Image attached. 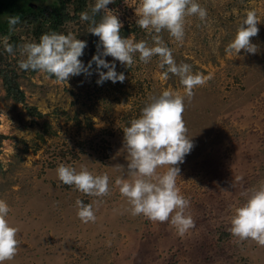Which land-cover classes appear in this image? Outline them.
I'll return each instance as SVG.
<instances>
[{
	"label": "rangeland",
	"instance_id": "obj_1",
	"mask_svg": "<svg viewBox=\"0 0 264 264\" xmlns=\"http://www.w3.org/2000/svg\"><path fill=\"white\" fill-rule=\"evenodd\" d=\"M115 1L106 7L122 23L120 34L152 46L151 35L136 24L138 0ZM94 3L87 0L84 12L92 14ZM196 3L207 10V17L185 18L182 43L167 31L160 33L177 64L211 76L184 100L182 116L194 147L177 165V187L190 201L185 212L195 227L183 237L168 222L133 216L115 185L124 174L115 166L127 172L123 128L139 117L150 97L164 90L184 95L179 78L169 74L162 79L159 58L145 64L137 53L130 67L103 57L125 76L122 83L97 84L93 62L91 75L58 84L54 77L19 68V46L39 41L29 28L14 30L15 44L7 38L14 55L5 51V38H0V72L23 94L22 102L7 98L0 77V199L10 208L9 223L19 229L17 254L4 264H264V247L229 231L234 207L246 199L243 193L264 181V0ZM253 9L260 20L258 35L250 38L257 52H226L246 11ZM88 27L79 18L57 31L86 42L79 58L85 66L98 48L103 51L99 42L91 54ZM27 107L39 115H28ZM61 163L77 170L84 165L94 175L106 173L108 195L89 196L63 184L56 174ZM77 199L93 204L94 222L78 218Z\"/></svg>",
	"mask_w": 264,
	"mask_h": 264
},
{
	"label": "clouds",
	"instance_id": "obj_2",
	"mask_svg": "<svg viewBox=\"0 0 264 264\" xmlns=\"http://www.w3.org/2000/svg\"><path fill=\"white\" fill-rule=\"evenodd\" d=\"M114 0H95L91 15L82 12L80 19L89 22L88 32L99 37L103 51L92 56L85 66L79 59L87 44L77 39L72 33L62 34L55 31L42 34L38 42H25L19 46L23 59L18 61L21 70H33L46 74V78L54 77V82L63 84L71 76L80 74L91 75L93 62L99 79L113 83L123 82L125 76L115 71V64L107 62L103 57L111 56L128 67L135 62L134 54H139V60L148 63L153 56L159 58L158 67L162 70L161 78L167 80L169 74L179 78L184 88V95L170 90H164L158 96L150 97L141 109L138 118L130 121V126L123 128V149L127 156V172L122 165H116L124 173L115 180L120 194L126 198L133 216L143 215L152 222L170 223L176 234L183 237L195 227L192 216L186 214L190 201L186 199L177 187V177L180 169L177 165L184 162V157L194 147L187 135V127L183 120L185 97L194 95L193 89L206 84L211 76L193 74L191 66L186 63L177 64L172 50L160 36L162 31L178 43L183 42L185 35V18L196 15L201 21L207 17V10L196 0H138L135 14L136 24L146 30L152 37L153 45L144 40L139 42L134 38H124L120 34L122 23L113 10L106 6ZM102 11L100 19L96 15ZM9 30L20 23L18 15L8 16ZM260 20L256 11L247 10L244 18L236 29L234 38L228 43L225 51L239 53L242 49L250 54L257 52V46L250 38L258 35L257 24ZM154 33V34H153ZM4 49L15 54L13 46L4 39ZM107 69L106 72L100 71ZM166 168L160 172L158 169ZM58 179L65 185L74 186L81 193L94 197H103L109 193V176L94 175L81 165L77 168L59 164L56 168ZM241 180L242 177H236ZM223 190V189H222ZM226 191V190H224ZM246 199L234 207L229 218V231L239 240H252L264 247V181L257 187L243 193ZM78 218L84 222H94L96 219L93 204L75 201ZM10 212L8 204L0 199V264L14 259L19 247L17 233L19 229L12 226L7 217Z\"/></svg>",
	"mask_w": 264,
	"mask_h": 264
},
{
	"label": "trees",
	"instance_id": "obj_3",
	"mask_svg": "<svg viewBox=\"0 0 264 264\" xmlns=\"http://www.w3.org/2000/svg\"><path fill=\"white\" fill-rule=\"evenodd\" d=\"M121 0H116L119 4ZM87 0H53L48 4H42L39 0H0V38H8L11 44H15L12 34L19 28H29L34 39L38 41L42 34L57 32L65 23L76 21L84 12ZM18 15L20 23L9 30L8 16ZM91 15V14H89ZM102 14L98 13L95 19L98 21ZM89 25L88 21H85ZM90 52L95 54V47L99 45V37L92 35L89 40ZM5 96L15 102L23 101V94L5 72H0ZM30 116L39 115L32 107L26 108ZM2 136H0L1 143Z\"/></svg>",
	"mask_w": 264,
	"mask_h": 264
}]
</instances>
